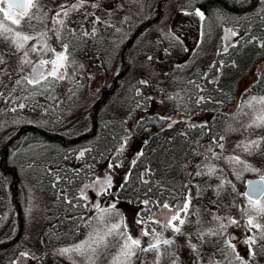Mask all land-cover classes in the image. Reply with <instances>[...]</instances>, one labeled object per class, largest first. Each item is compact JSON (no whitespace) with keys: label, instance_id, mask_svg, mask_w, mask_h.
I'll return each mask as SVG.
<instances>
[{"label":"rangeland","instance_id":"1","mask_svg":"<svg viewBox=\"0 0 264 264\" xmlns=\"http://www.w3.org/2000/svg\"><path fill=\"white\" fill-rule=\"evenodd\" d=\"M56 1L58 4L64 3V0ZM158 1L107 0L105 4H101L100 8L94 12L99 14H95L93 21L96 17L101 19L100 22L94 24L95 33L83 37V43L76 42L77 57L72 59L75 64L68 69L77 70V72H68V78L56 85L52 93L56 99H50L48 93L43 95L42 105L48 111L31 112L24 108L18 109L15 113H10L8 108L0 109V158L2 144L6 142L10 132H17L22 123L35 122V125L49 132L67 131L68 133L78 131V125L85 123L84 115L91 108L92 96H90L88 90H96L100 84H107L111 81L120 67L122 57L120 51L123 44L141 21L150 15H154ZM196 1L164 0L159 18L152 25L146 27L130 45L125 54V58L129 62V70L121 79L116 94L110 98L100 114L101 125L105 127L101 131L109 134L110 147H113L119 134L124 131L126 115L131 116L130 112L133 109H130V104L135 102V91L141 90V93L146 94L149 89L156 90L159 92L160 97L158 103L162 104L159 105V109L164 110V105H167L169 101L186 102L187 100L182 97V94L177 95V91L173 88L184 86L188 87V92L195 91L204 82L203 78H209L212 79L211 86L213 84L216 86L214 91L221 98H228V92L235 87L237 79L246 72L245 70L248 69L256 57L264 55V0H257L254 8H247L244 12H228L221 9L220 6L209 8V13L206 14L207 16L205 15L201 29L200 27L197 28L196 41L193 42V47L189 48L187 44L180 41L179 34L173 29V22L180 14L194 12L197 8ZM54 2L55 0H43L44 5L50 9L53 8ZM83 10L85 9L81 8L79 12H73L68 21L71 27L78 29L79 35H82L83 30L89 31L85 23L90 20V15H88L87 20H84ZM192 17L198 20L197 17ZM72 21L77 23H72ZM80 24L83 25L82 30ZM225 26H232L231 30L236 33L235 36L240 37L236 51L234 49L235 52L232 54L233 58L229 53L218 55ZM117 29L120 30L117 31ZM245 39L251 46L247 54L240 50L243 47L240 43L245 44ZM65 42H68L67 39ZM49 43L53 47H60L55 36H52ZM87 52L92 54L89 59L85 57ZM37 56V54L30 52L29 58L34 61L38 58ZM41 56L44 59H51L52 53L41 54L39 58ZM184 56L185 58L179 60ZM148 57H151V59L149 60ZM215 57L220 58V63L217 65L219 72L209 74L211 76H206L207 72H199L206 70ZM5 59L9 61V67H11V62L14 61L12 68H15L19 56L5 57ZM231 59L234 60L235 64H230ZM86 70L90 72H86ZM73 73H75V77L72 76ZM3 78L8 79L7 76ZM141 81H146V83H141ZM10 85L11 83H9L8 88ZM208 85L206 82L204 91L212 89ZM70 88L74 94L69 92ZM170 91H174L176 95L170 96ZM217 93L216 95L219 96ZM204 94L208 95V92ZM242 94V96L237 97V103L232 113L227 115L226 118H222L221 122L216 125L219 126V128L217 127L219 137H224L223 140H219L224 148L219 149L224 157L240 156L247 161L248 165L259 168L260 172L244 171L241 176L237 177L233 172L234 170L242 171L243 165H236L234 162H226L225 160L214 161L211 156H208L209 161L216 164L218 168L223 169L221 173H218V176L231 180L238 193L245 191L248 178L259 177L261 173H264V155L256 150H253L251 154L245 153L237 147V143L246 138L255 139L264 135V129H243L242 127L244 124L250 123L255 115L243 106V102L249 97V94L257 96L264 94V81L257 89H251L249 85V88ZM21 95L27 96L28 92L25 91ZM209 95L215 96V93L211 92ZM188 96H190L188 98V105L190 106L193 104V98L192 95ZM37 100L38 98L35 96L34 100H26V102L35 105ZM23 101L22 99L19 102ZM131 106H134V104H131ZM239 108H243V111L238 112ZM244 113H247V115H244ZM229 125L234 131L229 130ZM85 143L87 142L78 143L75 146V152H67L64 151L61 144L47 135L45 139L44 137L33 138L31 135L24 136L23 132L8 147L5 162L8 160V164L16 170L17 186L15 195L18 205L13 201L10 178L0 169V242L11 239L18 227L20 228V235L15 242L0 248V264H12V259L16 257L18 252L26 253L34 261L42 260V262L48 264H71V260L67 256L60 255L57 250L85 238L86 230H89L86 229L85 224L90 216L95 215L94 210L84 207L85 203L91 204L99 200L102 205L107 206L108 203L115 202L116 207L123 214L124 222L130 225L134 220L136 209L140 212L141 209L146 207L143 204L139 207L140 201L148 198L153 201H170L173 197H179L186 191L185 188H182L179 178L177 182L166 187L165 182L170 183L166 173L153 174L150 171L145 177L149 182L143 184L139 179V174L143 171L135 168L125 186L126 189L123 191L125 200H120L116 195L119 189L117 185L114 186L116 190L111 191L115 195H106L104 202L101 201L103 196H97L95 189L86 190L88 201L75 199L77 191L79 196L78 187H81L83 183H91L92 180V174L88 170H83L86 169L83 168L87 165L86 162H83L86 158H83V160L78 158L79 151L84 148ZM117 148L119 147L115 146L112 150ZM261 151H264V146H262ZM85 155L87 154L85 153ZM115 155L116 158L113 157V154L109 158H115L116 161L121 162V166L115 172V179L121 186V184H124L125 171L131 167L130 162L133 156L124 160V158L118 156L117 152H115ZM165 160L163 154L162 160L159 159V161ZM189 163L191 164L190 161ZM125 165L129 166L125 168ZM156 169H159V167L157 166ZM75 170H79V173ZM181 171L177 174V177L180 176V173H183V169ZM194 171L195 167L183 174L186 183L191 188L192 200L198 202L204 198L206 201H210V204L215 201L218 203V208L220 207L219 210L216 208L214 212H204L203 216L208 219L210 215L214 214V216L231 217L238 221L236 224L229 223L227 219L222 221L226 227L220 230V235L215 237L221 245L218 247L226 249L228 259L232 260L233 264H239L238 261H235L231 250L226 248L225 241L230 240L231 243L235 244L239 255L245 261L249 260L245 240L252 233L246 231V218L241 212V207L245 205V198L228 195L227 193L231 192V187L227 185L224 192L218 197L214 189L220 183V179L217 176L212 178L205 175L195 176ZM189 173H193V175L190 176ZM159 178L165 179V182L163 180H161V183L158 181L160 184L151 182L159 180ZM197 185H199V188L196 187ZM148 189H151V192ZM198 192L199 195H197ZM61 193H66L67 200H71L72 203H67ZM216 203H213V206L216 207L214 205ZM155 206L156 204H152L150 206L151 210ZM203 211L201 208L198 212ZM144 214L148 215L146 212ZM19 218L20 223L18 224ZM114 219L119 218L114 217ZM214 222L218 221L211 218L204 227L214 230L219 229V226H215ZM77 225H79V228H77ZM93 226H95V221H93ZM231 230H236L240 235L239 242L232 241L228 237ZM254 231L256 230L253 229ZM213 247L214 243L212 241L210 244L207 243L206 246L199 247V251L207 257L215 251V247ZM182 254L187 255L185 252ZM192 256L191 262L185 264H193L197 256L196 254H190V257ZM73 258L76 260V264H84L79 256ZM152 258V255L149 254L148 260L151 261ZM216 259L221 264H228L224 256L219 253ZM97 264H108V260L101 259L97 261ZM165 264H168V262H165ZM246 264H264V254H259L254 262L249 260Z\"/></svg>","mask_w":264,"mask_h":264},{"label":"snow or ice","instance_id":"2","mask_svg":"<svg viewBox=\"0 0 264 264\" xmlns=\"http://www.w3.org/2000/svg\"><path fill=\"white\" fill-rule=\"evenodd\" d=\"M86 3L87 0H64V3L58 5L57 8L50 9L44 5L43 0H0V66H2L0 67V99L5 100V102L13 101L8 111L15 113L18 109H24L26 107L25 103H15V101L22 99L34 100L38 94L48 93L50 99H56L52 95L56 85L68 78L67 70L75 64V61H70L69 57L74 54L77 48L76 42L83 43V37L93 35L96 31L93 27L91 31L83 30L82 35H79L78 29L71 27L68 23L70 15L73 12H79ZM91 7L96 8L98 5L92 3ZM90 14L88 12L83 13L84 20H87ZM186 15L197 17L198 22L205 20V13L199 8H196L192 13H186ZM98 21H100V17H96L92 23L95 24ZM72 23L77 22L72 21ZM80 29H83L82 24H80ZM119 30L117 29V31ZM229 35L235 36L236 33L229 30ZM52 36H55L59 42L60 51H57L49 43ZM66 39L68 42H65ZM70 48L72 53L69 52ZM30 52L37 55L52 53L53 58L44 59L41 56L37 61H32L29 58ZM15 56H19V60L16 67L11 68L8 66L9 61L5 57ZM148 59L150 60L151 57H148ZM81 67L83 66L81 65ZM26 68L27 70H25ZM4 76H7L8 80H5ZM72 76L75 77V73ZM9 83L12 85L10 89L8 88ZM141 83H146V81H141ZM25 91L28 92V95L22 96L21 93ZM69 92L72 93L71 88ZM199 99L203 100L204 98L200 97ZM36 106L39 105H33V107ZM243 106L255 114L250 123L242 126L243 129H264V94L258 96L249 94V97L244 100ZM45 111L47 112L48 109L45 108ZM242 111L243 108L238 109V112ZM244 115H247V113H244ZM161 119L170 118L161 117ZM169 127H171V124H169ZM229 130L234 131L230 125ZM223 139V136L219 137V140ZM212 142L216 143L220 149L224 148V145L218 143L215 138ZM262 146H264V135L255 139L246 138L237 143L238 148L249 154L256 150L264 155V151H261ZM123 150L122 145L117 152L123 153ZM90 151L91 149L80 150L78 158H83L85 153ZM209 152L214 160H225L226 162H234L236 165H243L242 171L234 170L233 174L237 177L241 176L244 171L259 173L260 169L248 165L247 161L240 156L224 157L222 153L212 151L210 145L205 152L195 153L204 157V159L195 166L194 175H205L209 178L217 176L220 183L215 186L214 191L218 197L224 192L227 185L231 187V192L227 193L228 195L245 198V205L241 207V212L246 218V231L252 233L247 236L245 243L249 260L254 262L258 253L264 254V223H261V221H264V173H261L257 180L246 181L247 190L238 193L231 180L218 176V173H221L223 169L218 168L216 164L209 161ZM143 155V150H141L130 162L131 167L124 176V184H121V188L126 186L133 174V168ZM120 166L121 163L115 164V167ZM113 167V161L109 159L108 169L111 170ZM75 171L79 173V170ZM150 171L151 169L145 168L139 174L141 183L147 184L149 182L145 177ZM189 175L191 176L193 173H189ZM183 187L186 191L171 206L167 201L161 203L159 200L153 201L150 198L140 201L146 207L141 209L137 216L139 217L141 212H146L149 215L148 219L141 217L137 220V223L148 224L151 221L159 225V230L155 227H144L139 230V234L136 236L128 231V225L124 222L123 214L120 213L115 202L108 203L107 206L102 205L99 200L91 204L85 203L84 207L86 209L91 208L95 213V215L88 218L85 224L86 229H89L86 230L85 238L70 246L58 249V253L67 256L71 260V264H76L74 256H79L84 264H97V261L101 259H107L108 264H165V262H168V264H182L179 256V245L176 243L175 237L184 235L183 227L191 222L189 216L192 208L191 188L188 183H185ZM196 187L199 188V185ZM88 189H95L97 196L115 195L111 192L112 176L108 173L102 179L96 177L91 183H83L79 188V196L75 199L88 201L89 198L86 195ZM148 191L151 192V189H148ZM199 194L198 192L197 195ZM61 195L67 203H72L71 200H67L66 193H61ZM173 200H175V197H173ZM212 203L216 202L212 201ZM152 204L158 206L160 209L158 213L151 211L150 206ZM114 217L119 219H114ZM224 219H227L231 224L238 223L231 217L213 216V220L220 221L219 229L201 227L194 234L201 245L208 242L205 237L213 238L221 234L220 230L226 227L222 222ZM93 221H95V226H93ZM200 223L199 220L196 221V224L199 225ZM77 228H79V225H77ZM253 229L256 231L253 232ZM166 232H170L172 235L165 236ZM192 235L189 234V245L197 256L193 264H221L219 260L215 259L218 253L224 256L228 264H233V261L228 259L225 248L217 247L215 251L206 257L204 253L199 251L197 244L191 243ZM217 244H219V241H217ZM174 245L175 250H171ZM225 245L233 253L235 261H238L239 264H246L244 258L236 251L235 244L229 240L225 241ZM149 254L153 257L151 261L148 260Z\"/></svg>","mask_w":264,"mask_h":264},{"label":"flooded vegetation","instance_id":"3","mask_svg":"<svg viewBox=\"0 0 264 264\" xmlns=\"http://www.w3.org/2000/svg\"><path fill=\"white\" fill-rule=\"evenodd\" d=\"M164 0H159L158 4L156 6V12L154 15H150L145 20L141 21L131 32V34L128 36L127 40L123 44L121 51H120V67L117 70V73L113 76L110 82L107 84H100L96 90H88L90 96H92V102L90 105L89 112L84 115L85 123H80L78 125V131L76 132H56L57 139H53L55 142L61 144L64 147V151H71L75 152L76 148L75 146L78 143L81 142H87L85 143L82 149H91L90 152H86L87 155H85L83 158H86L83 162H86V167L83 166V170H88L92 174V180L91 182L96 178L100 177L101 179L105 176L106 173L110 174V170L108 169V163H109V157L113 154V157H117L115 155V152L123 145V153H118V156L120 158L129 159L132 157V160L136 157V154L139 153L141 150H143L144 155L140 157V159L137 161V164L133 168H139L141 171H144L145 168L151 169V172L153 174L156 173H166L168 174V179L170 183H166L162 178H159V180H153L151 182H154L158 184L161 183V180L165 182L166 187H169L171 183L177 182L178 178L180 181V184L183 187V185L186 183V178L183 175L185 171H190L193 167H195L197 164L201 163V161L204 159V157L200 155H196L197 152H205L210 145L212 151L217 153H222L219 147H217L216 143H213V138L216 139V141L219 143V126H216L218 123L221 122L222 118H226L227 115H230L233 111V109L236 106L237 103V92L236 87L229 90L228 92V98L220 97V95L214 91V88L216 87L214 84L211 86L212 79L209 78H203V83L197 87V90H193L191 92H188V87L184 86H176L177 88H173V90H176L177 95L182 94V97L187 99L186 102H180L179 100H172L169 101L167 105H164V110L159 109V105H162L161 103H158L159 92L153 89L147 90L146 94L141 93V90L135 91V102H131V104H134V106H131L130 104V118L128 117L129 114L126 115L124 119V131H122L118 139L116 140V143L113 145V147H110L109 143V134L103 133V125H101V110L104 109V106L109 102L110 98L114 96L119 88V84L121 79L124 77V75L129 70V62L125 58V54L130 48V45L134 42V40L137 38V36L140 35V33L148 26L152 25L160 16L161 14V5ZM204 0H197L196 1V7L200 8L205 15L209 13V8L212 9L215 6L222 7L221 4L213 3L210 4L208 8L204 9L200 5V2ZM240 1V0H232ZM107 0H87V3L83 7V10L85 12L91 13L90 14V20H87L85 23L89 31L94 27L93 17L98 15L99 13H94L98 8H100V5L105 4ZM95 3L98 5L96 8H92L91 4ZM54 6L52 9H55L58 7V2L55 0L53 3ZM218 4V5H217ZM222 9V8H221ZM234 9V10H233ZM244 9V8H243ZM247 9V7L245 8ZM108 10V9H107ZM230 11H238V7H230ZM183 18H181V16ZM206 15V16H207ZM205 16V17H206ZM88 19V18H87ZM101 21V19H100ZM98 21V22H100ZM175 22H173V29L176 33L179 34V39L183 44H187V47L191 48L193 47V42L196 40V32L197 28L202 27L203 21L200 23L198 20H196L194 17L186 15V14H180L175 19ZM232 29V26L227 27L225 26L223 29L224 36L222 37L220 48L218 50V55L224 54L226 55L229 53L231 55L233 52L236 51V47L238 44V40L240 37L238 36H231L229 35V30ZM249 29V28H247ZM246 40V39H245ZM34 43V42H33ZM243 45V47L240 49L244 54H247L250 50L251 46L250 43L246 40V43H240ZM53 47V46H52ZM57 51H60V47H53ZM93 48V47H92ZM235 49V51H234ZM69 52L72 53V49H69ZM217 54V53H216ZM76 51L74 54L70 55L69 59L70 61L77 56ZM90 55L92 54L90 52H87L85 55L86 59L90 58ZM34 61H37L39 58ZM84 57V58H85ZM53 58V54L51 56V59ZM185 58L182 57L179 60ZM233 58V57H232ZM230 64H235L233 59L230 60ZM220 63V58H213L212 62L209 64V67L204 71L199 72H207L206 76L213 72H219V68L217 65ZM9 66V65H8ZM11 68L14 66V61L10 64ZM27 70V69H26ZM68 72H77V70H71L68 69ZM86 72H90L89 70H86ZM193 72V71H192ZM210 72V73H209ZM211 76V75H209ZM8 80V79H7ZM209 84V87H212V89H209L208 91H204L205 85ZM12 87L10 85L9 89ZM208 92V95H205L204 93ZM211 92L215 93V96L209 95ZM192 93V94H191ZM216 93L219 95L217 96ZM192 95V105H188L189 103V97L188 95ZM176 95L174 91H170V96ZM203 97V100H200L199 98ZM36 98H38L37 103L39 106L33 107V105H30L26 100L23 101V103L26 104V109L29 111H43L45 110V106L42 105L43 95H36ZM199 101V102H197ZM15 103H20L19 101H15ZM13 101L9 100L5 102V100L0 99V109L10 108L12 106ZM28 111V112H29ZM11 113V111H10ZM13 114V113H12ZM161 117L170 118V119H161ZM129 118V119H128ZM82 122V121H81ZM35 122H25L22 123L21 126L18 127L17 132L13 133L10 132L8 138L6 139V142L2 144L1 151L2 155L0 158V169L1 171H7L13 166H10L7 162H5V159L7 158V149L8 147L13 143L14 140L18 139L19 136H21L24 132V136H32L33 138H43L45 139L46 134L43 132H40V127L34 124ZM77 124V123H76ZM169 124H171V127H169ZM71 130V129H69ZM68 130V131H69ZM102 130V131H101ZM43 134V135H42ZM45 135V136H44ZM147 141V143H145ZM121 144V145H120ZM214 145V146H213ZM115 146H118L116 150L114 149ZM163 154L165 155V161L160 162L163 158ZM208 156H211V153H208ZM118 157V158H119ZM212 157V156H211ZM115 158H112L111 160L114 162ZM191 162V164L189 163ZM216 161V160H214ZM118 163H121L118 161ZM91 166L90 168L88 166ZM124 166V165H123ZM129 165H125V168ZM158 166L159 169H156ZM88 167V168H87ZM183 169V173H180V176L177 177V174ZM182 172V171H181ZM94 173V175H93ZM175 174V175H173ZM111 175V174H110ZM153 176V175H152ZM115 179V178H114ZM113 179L112 176V185H119V182H116ZM159 181V182H158ZM163 182V183H164ZM159 183V184H160ZM80 187H78L79 190ZM185 192V191H184ZM183 192V193H184ZM77 197H78V191H77ZM75 195V196H76ZM182 195V194H181ZM104 195L102 197L104 202ZM181 198V196L176 197L175 200L167 201L170 206L173 205L176 201H178ZM124 198L120 197V200ZM125 200V199H124ZM163 203V201H160ZM192 208L190 209V223H187L183 227V233L184 235H177L175 237L176 243L179 245V256L181 258L182 264H185L187 262H191L190 259H193V256L190 257V254H196L193 252L189 245V234H193L191 238L192 244H197L198 248L201 246H206V244H210L212 241L214 243V249H216L218 246H221L220 244H216V238L213 237H205V240L208 241L206 243H203L201 245V242L197 240L196 236L194 235L198 228H206L204 227L211 218H213V215H210L209 218L204 217V212L207 211H215L216 208H218V203L210 204V201H206L204 198L202 200H199L196 202L195 200L191 201ZM75 205V204H74ZM142 205V203L139 202V207ZM212 205V206H210ZM209 206V207H208ZM203 209V212H198L199 209ZM135 209V208H134ZM159 208L156 205L151 211L153 213H158ZM137 212L134 213L135 217H133L132 224L128 225L129 231L132 233L133 236H136L139 234V230L144 227H155L157 230H159V225L152 223L149 221L148 224H138L137 220L143 217L144 219H148V215L144 214V212H141V215L138 217L137 213L139 210L136 209ZM133 215V216H134ZM205 218V219H203ZM199 220L201 223L198 225L196 224V221ZM264 223V221H261ZM214 225L217 227L219 226V221L214 222ZM58 232V230H56ZM172 233L166 232L165 236H170ZM228 237L235 242L240 241V235L237 233L236 230H231L229 232ZM146 239V238H145ZM171 250H175V245ZM185 252L187 255L184 256L182 254ZM232 253V252H231ZM24 253L18 252L16 254V257L12 259V264H21L20 260L21 257H26L27 261L24 264H48L45 262H42V260H31L29 255H22ZM233 255V253H232ZM259 256V253L257 254ZM256 256V257H257ZM216 259V257H215ZM249 259V258H248ZM249 261V260H247ZM246 261V262H247ZM57 264V263H54Z\"/></svg>","mask_w":264,"mask_h":264},{"label":"trees","instance_id":"4","mask_svg":"<svg viewBox=\"0 0 264 264\" xmlns=\"http://www.w3.org/2000/svg\"><path fill=\"white\" fill-rule=\"evenodd\" d=\"M218 3L222 5V9L228 12L230 11V7H238V11H242L244 12L245 8H254L257 4V0H240V1H235L233 2L232 0H204L202 2H200V5L202 6V8L206 9L209 7V5L213 4V3ZM217 4V5H218ZM244 8V9H243ZM234 10V9H233ZM246 72H244V74H242V76H240L237 79V83L235 85L236 87V92H237V97L242 96L243 92L249 88V85L252 88L257 89L258 87H260L264 81V55H260L259 57H256L254 59V61L252 62V64L248 67L247 70H245ZM40 132H43L44 134H46L47 136L51 137L52 139H57L56 133L55 132H49L45 129L40 128ZM118 163V161H114L113 162V169L110 170V174L111 176H113V179L115 178L116 174L115 172L118 170V167H115V164ZM128 170L125 171V173ZM4 173H6L8 175V177L10 178V186L13 190V201L17 204V199H16V186H17V174H16V170L14 167H11L10 169H8L7 171H4ZM116 182H118L116 179H114ZM119 189L116 192V195L120 198H124L123 196H125L123 193V191L126 189V187L121 188L120 185ZM116 187H114L112 185V189L111 191H115ZM18 205V204H17ZM19 217H20V212L18 213ZM20 223V218L18 220V224ZM20 235V228L18 227L16 233L14 235H12V238L9 239L8 241H2L0 242V248L6 247L8 244H11L13 242H15L18 237Z\"/></svg>","mask_w":264,"mask_h":264},{"label":"water","instance_id":"5","mask_svg":"<svg viewBox=\"0 0 264 264\" xmlns=\"http://www.w3.org/2000/svg\"><path fill=\"white\" fill-rule=\"evenodd\" d=\"M257 179H259V177L248 178L247 181H248V180H257ZM246 190H247V187L245 188V191H246ZM245 191H244V192H245ZM26 261H27V258H26V257H24V256L21 257V260H20L21 264H24Z\"/></svg>","mask_w":264,"mask_h":264}]
</instances>
